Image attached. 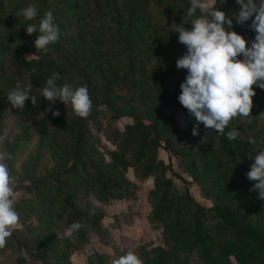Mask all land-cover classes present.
<instances>
[{
    "label": "trees",
    "instance_id": "1",
    "mask_svg": "<svg viewBox=\"0 0 264 264\" xmlns=\"http://www.w3.org/2000/svg\"><path fill=\"white\" fill-rule=\"evenodd\" d=\"M34 2L40 15L31 23L38 22L43 13L51 9L60 28V37L69 25H79L73 29L80 32L67 37L69 44L59 45L60 38L50 44L58 56L53 59L46 52L35 49L36 34H26L24 25L28 21L18 15L30 2L0 0V21L2 18L6 23L10 21L7 13L13 12L11 21H16L17 27L12 32L0 33V68L4 65V57L11 62L8 72L0 70V78L19 81L22 86L25 80L33 86L30 94L40 95L53 72L60 74L58 85L69 83L73 74L85 72L94 95L101 93L102 103L114 111L113 116L127 115L132 122L123 130H103L113 149L106 151V158L97 153L93 159L95 150H87L81 132V124L86 125L85 120L93 118L92 113L82 120H72L74 118L62 114L53 116L46 110L49 102L42 96H38L36 105L26 100L23 109L13 108L8 94H3L2 103L9 107L18 123H25L24 133L30 129L38 137L41 147L52 148L64 133L70 139L76 138L78 152L62 151L65 161L51 175V185L36 179L35 185L32 181L25 186L28 191L38 190L39 199L34 204L21 199L19 205L30 213L40 211L34 214L38 224L24 237L12 232L0 252H14L17 259L13 264H71L70 252L88 243L89 231L103 232L104 237L107 234L101 224L104 212L92 202L81 207L75 199L80 194L92 196L99 203L135 198L137 185L126 177L127 170L132 168L139 180L152 178L147 194L150 211L146 217L149 223L161 229L163 242L162 245L147 243L136 250L142 264H264V219L257 220L264 214V200L251 190L254 182L246 177L255 154L248 139L254 138L257 147H264V90L253 86L256 95L252 98L249 116L234 117L225 128V133L233 128L238 130L239 135L233 140L205 128L202 123L194 136L163 111L164 107H170L188 114L177 99L187 70L176 67V60L185 53L186 47L178 41V33L166 27L165 22L173 20L172 25L183 23L185 28H191L194 17L187 16L189 0ZM215 6L233 18V30L246 41L254 39L250 20L243 25L235 22L234 16L240 8L235 0H216ZM99 9L103 17L96 23L92 12ZM199 14L198 10L196 15ZM88 36L93 37L91 41ZM22 51L34 52L36 56L24 58L20 55ZM114 61L116 67L113 68ZM89 65L95 69L92 76L86 74ZM109 73H112L110 78ZM106 78L107 82L101 84ZM162 144L183 167L189 181L200 185L204 194L211 198L212 206L200 204L188 188L179 190L168 173L184 183L188 180L174 174L172 165L158 158ZM67 160L71 161L70 165ZM45 192L52 195L40 197ZM52 209L61 212H47ZM62 212L69 217L66 222ZM31 215L21 214L20 224L24 225ZM54 217L56 220L62 218L64 223H52L49 218ZM74 222L81 223L82 227L71 238L63 237L64 230ZM28 235H33L34 250L27 244L25 237ZM22 250H26L28 260L21 256ZM115 260L94 252L86 258V264H114Z\"/></svg>",
    "mask_w": 264,
    "mask_h": 264
},
{
    "label": "clouds",
    "instance_id": "2",
    "mask_svg": "<svg viewBox=\"0 0 264 264\" xmlns=\"http://www.w3.org/2000/svg\"><path fill=\"white\" fill-rule=\"evenodd\" d=\"M235 2L240 5L234 16L235 22L243 25L251 21L249 28L255 33L251 41H246L232 29L233 18L215 6L216 0H189L187 16L194 17L190 22L191 28L180 23L173 29L178 33V41L186 47L185 53L176 60L178 69L187 70L179 85L181 91L177 99L189 116L195 118L196 123L191 129L194 136L202 123L205 128L225 134L229 140L235 139L239 135L238 130L233 128L225 133V128L234 117L249 116L255 88L264 90V0ZM198 10L200 14L196 15ZM18 15L28 21L24 25L26 34H36L33 41L35 49L46 52L50 44L59 40L60 28L51 9L45 11L36 23L31 21L40 13L32 4L20 9ZM59 79L60 74L53 72L46 79L40 95L30 94L33 89L31 83L22 86L17 82L7 99L13 108L23 109L26 100L36 105L38 96H42L49 102L46 110L53 116L60 115L59 110L52 107L59 100L64 105L71 104L76 115L88 117L92 101L87 86L58 85ZM5 139L6 134L0 135V143ZM248 143L254 146L255 154L246 177L254 182L251 190L264 200V147H257L256 140L251 137ZM11 158L10 154L0 152V248L5 246L13 227L19 222L7 163ZM81 227L79 222L72 223L64 230L63 237L71 238ZM114 264H142V260L129 250Z\"/></svg>",
    "mask_w": 264,
    "mask_h": 264
},
{
    "label": "rangeland",
    "instance_id": "3",
    "mask_svg": "<svg viewBox=\"0 0 264 264\" xmlns=\"http://www.w3.org/2000/svg\"><path fill=\"white\" fill-rule=\"evenodd\" d=\"M23 1L26 3L30 2V4L38 8V5L36 2H34L37 0H31L28 2L26 0ZM11 8L12 7L8 9ZM7 14H10L11 16L10 21L6 23L4 18L1 19V34L12 32V30L17 28L16 21H11L13 12H8ZM92 15L96 23L101 22V17H103L101 14V9L97 10L96 12L93 11ZM165 23L166 27L168 26L173 32V29L176 27L175 25H172L173 20L172 23ZM76 25H69V27H67V31H65L63 36H61L60 40L58 41L59 45L69 44L67 37L71 36L72 34L76 35L80 32L77 30L75 32L73 29V27H79V25ZM88 38L91 41L93 37L88 36ZM46 53L48 57L53 59L58 57L55 55L54 50L50 47V45L48 46ZM20 55H23L24 58H33L36 56L34 52L30 51H22ZM114 60L116 61V58H114ZM115 61L114 64L112 63L113 68L116 67ZM3 64L4 65L2 68H0V70H6V72H8V66L11 65L8 57L3 58ZM91 65H93V63H91ZM94 70L95 69L89 65V69L86 71V74L92 76L94 74ZM121 72L124 71L122 70ZM107 76L110 78L112 73H109ZM85 78V72L73 74L69 82V84H71L73 87L86 85L90 99L92 101L90 113H92L93 118L91 117V119L85 120L87 122L86 125L83 126V124H81V132L83 136H85L84 141L86 142L85 147L87 150L90 152L95 150L91 158L95 159L98 155L97 153L102 154L106 158V151L113 149V146L106 139V135L103 133V130H123L126 124L132 122V118L127 115L115 118L113 116L114 111L102 103L103 101L101 98L102 95H100L101 93L98 92L97 95H94L91 86L88 85ZM94 80H96V78H94ZM17 82L19 81H12V79L6 77L0 78V97L3 94H8L11 90H13ZM105 82H107V78L102 80L101 84H104ZM22 83L24 86L28 85L25 80L22 81ZM97 83L100 82L98 81ZM52 107L59 110L60 114L66 118H74L72 120H82V117L74 113L71 104L64 105L58 100ZM163 111L166 114H169L173 120L175 119L176 124H179L183 130L192 132L191 129L196 123L194 117L189 116V114H184L180 109L176 108L164 107ZM15 118V115L11 112L9 107L4 105L0 100V135L6 134V139L3 141V143H0V152L10 154L12 157L7 161V163L9 165L10 176L12 178L11 186L13 188L12 199L14 201V207L19 214V218L21 217V214H33L25 221L24 225L18 222V224L13 227L12 232L15 236L24 237L28 232H31L33 229L32 226H37V216L34 214L40 213L38 210L34 211V213H30L28 209H23V207L19 205L21 199H25L28 204H34L39 199L38 190L33 188L31 191H28L25 186L31 184L32 181V184L35 185L36 179H42L41 183L47 181L48 185H51L53 182L51 175L57 166L61 165L63 160L65 161V159H62V151L65 149L69 150L71 154H74L78 152V146L76 145V138L70 139L69 135L62 133L61 138L56 139V141L52 144V148L47 145L41 147L39 145L38 137L31 133L30 129H28L27 133H24L25 131L23 130V126L25 123H18ZM81 132H78V134H81ZM158 158L162 159L165 163H170L172 165L174 174H178V176H182L188 180V183H184L176 176L168 173L169 176L174 179L179 190L183 191L184 189L188 188L189 193L196 201L205 207L212 206L211 198L204 194L200 185L189 181L190 177L183 171V167L178 163L177 159L171 155L169 148L165 144H162V146L158 149ZM70 162L71 161L67 160L68 165L71 164ZM133 173L134 172L132 168H129L126 172V177L137 185L135 198H130L128 200H109L107 203H99L95 201L92 196H81L80 194L75 199V203L81 207L87 206V202H92L104 212V217L102 218L101 224H103L102 226L106 230L107 234H105L106 236L104 237L103 232L95 233L94 231H89L87 233L88 243L81 249L70 252L69 260L71 264H86V258L94 252L106 254L110 258L117 259L119 256L125 254L129 250L136 253V250L140 246L147 243L153 245L163 244L161 229L156 225L149 223L146 217L150 211V205L147 201V194L149 191L148 184L152 182V178H149L150 180L147 179L144 182V180H139L136 178ZM30 176H32L34 180L30 179ZM74 187L79 188V186ZM44 188L46 189V186H44ZM50 195L52 194L45 192L40 197L47 198ZM56 211L57 210L52 209L47 212L52 214ZM59 211L60 210L57 212ZM65 214V212H62L63 219L66 222L69 217ZM263 219L264 214L257 218L259 221H262ZM49 220L52 223H57L58 225L64 223L62 218L56 220V217H54V219L49 218ZM107 235H109V237H107ZM25 238H27V244L30 250H34L35 248L32 246L33 235H28ZM20 254L27 260L29 259L26 250H22ZM16 259L17 256L14 252H0V264H11V262L13 264Z\"/></svg>",
    "mask_w": 264,
    "mask_h": 264
},
{
    "label": "crops",
    "instance_id": "4",
    "mask_svg": "<svg viewBox=\"0 0 264 264\" xmlns=\"http://www.w3.org/2000/svg\"><path fill=\"white\" fill-rule=\"evenodd\" d=\"M149 178L151 179V177H148L147 179H149ZM147 179H146V180H147ZM150 179H149V180H150ZM146 180H145V181H146ZM145 181H144V182H145ZM151 187H152V182H150V184H148V189H150Z\"/></svg>",
    "mask_w": 264,
    "mask_h": 264
}]
</instances>
